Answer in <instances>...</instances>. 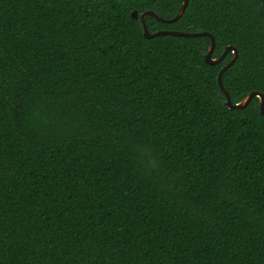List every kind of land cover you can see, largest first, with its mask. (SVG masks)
Masks as SVG:
<instances>
[{"label":"trees","instance_id":"obj_1","mask_svg":"<svg viewBox=\"0 0 264 264\" xmlns=\"http://www.w3.org/2000/svg\"><path fill=\"white\" fill-rule=\"evenodd\" d=\"M183 0H0V264H264V115L224 106ZM233 103L264 94V0H189Z\"/></svg>","mask_w":264,"mask_h":264},{"label":"water","instance_id":"obj_2","mask_svg":"<svg viewBox=\"0 0 264 264\" xmlns=\"http://www.w3.org/2000/svg\"><path fill=\"white\" fill-rule=\"evenodd\" d=\"M188 5H189V0H183V3L181 5L177 15L173 18H170V19H166V18L161 17L157 12H155L153 10H147V11H144L142 13H140L138 10H134V11H132L131 16L135 20L140 19L142 27H143V35L147 39H152V38H155L157 36H162V35H172V36L187 37V38L209 37L211 40L210 46L208 48L207 53L204 56L205 62L208 65L219 64L220 62H222L226 58V56L228 54L232 53L233 56H232L230 62L220 70V73L218 75L219 87L226 97V100L224 102V106L229 108L230 110L245 109L251 103V101L254 98H259V100H260V112L262 115H264V94L263 93H261L260 91H253L249 95H247L243 100H241L240 102L233 103L231 96H230V93L228 92V90L224 86V83L222 80L223 75L235 63V61L237 60V58L239 56V52H238L237 47H235L233 45H228L225 48V50L221 56H219L218 58H214L213 53H214L215 47H216V39H215L214 35L211 34L210 32H206V31L182 32V31H172V30H161V31H157V32H151L149 30V28L146 24V20L149 16H152L157 21H160L162 23L171 24V23L178 21L183 16Z\"/></svg>","mask_w":264,"mask_h":264}]
</instances>
